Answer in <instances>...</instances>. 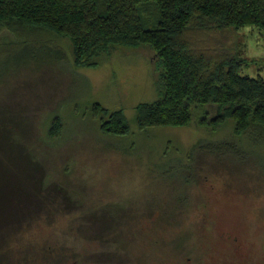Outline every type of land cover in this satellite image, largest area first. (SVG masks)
Here are the masks:
<instances>
[{"label": "rangeland", "instance_id": "obj_1", "mask_svg": "<svg viewBox=\"0 0 264 264\" xmlns=\"http://www.w3.org/2000/svg\"><path fill=\"white\" fill-rule=\"evenodd\" d=\"M140 17L144 29L156 25L151 6ZM214 35L196 36L204 53L239 56L241 76L264 79V31L227 30L216 48ZM0 42L18 47L8 32ZM50 47H62L63 61L0 69V158L18 184L36 188L13 224L0 226V264H264L263 135L237 137L232 120L216 132L195 123L140 132L135 107L156 99L152 53L118 49L75 69L66 39ZM95 103L124 110L130 134H103ZM205 110L216 114L193 110L194 119ZM101 197L132 200L127 228L100 227L110 217Z\"/></svg>", "mask_w": 264, "mask_h": 264}, {"label": "trees", "instance_id": "obj_2", "mask_svg": "<svg viewBox=\"0 0 264 264\" xmlns=\"http://www.w3.org/2000/svg\"><path fill=\"white\" fill-rule=\"evenodd\" d=\"M147 6L157 18L151 29H144L140 17ZM246 27L264 31V0H0V34L8 32L18 45L0 42V60L3 55L13 60L0 63V69L5 73L31 60L63 61L62 47H50L53 39L70 43L75 69L96 68L100 59L118 49L144 50L153 54L156 99L135 107L138 131L195 123L216 132L232 120L235 136L255 131L264 137V79L241 76L239 56L225 53L218 59L217 52L204 53L196 41L199 33L215 34L216 48L215 36ZM33 50H38L35 57L30 56ZM210 107L215 109L213 117L205 110L194 119L193 110ZM91 113L103 134H130L124 110L110 112L95 103ZM59 129L54 120L49 133ZM20 179L0 158V226L13 224L20 205L30 201L28 189H36L23 188Z\"/></svg>", "mask_w": 264, "mask_h": 264}, {"label": "flooded vegetation", "instance_id": "obj_3", "mask_svg": "<svg viewBox=\"0 0 264 264\" xmlns=\"http://www.w3.org/2000/svg\"><path fill=\"white\" fill-rule=\"evenodd\" d=\"M96 201H97L99 209L105 211V213L110 214L109 218H106L103 215L106 219H103V221L100 225L101 228L111 227V225H113L116 228L117 225H123V224H124V228H127L129 226L128 220H130L131 215H134V211H135V208L132 204V200H122V199H115L114 200V199H105V198L101 197V198H97ZM120 207H129V208L133 209V213L126 214L121 210L119 211L118 209ZM143 222L147 223V224H148V222L150 223V209L148 210V212L145 210L143 211L142 223ZM142 225L145 228H147V226L145 224H142ZM116 230H117V228H116ZM126 233H124V234H126ZM123 238H125V236ZM98 244L101 247H103L104 243L100 244L98 242ZM127 244H128V240H127V242L126 241L122 242V246L127 245Z\"/></svg>", "mask_w": 264, "mask_h": 264}]
</instances>
